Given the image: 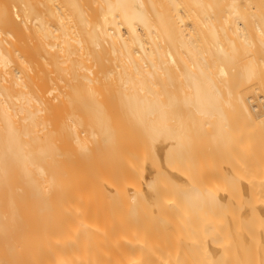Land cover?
I'll use <instances>...</instances> for the list:
<instances>
[{
	"label": "bare ground",
	"instance_id": "bare-ground-1",
	"mask_svg": "<svg viewBox=\"0 0 264 264\" xmlns=\"http://www.w3.org/2000/svg\"><path fill=\"white\" fill-rule=\"evenodd\" d=\"M260 66L264 0H0V264H264Z\"/></svg>",
	"mask_w": 264,
	"mask_h": 264
},
{
	"label": "rangeland",
	"instance_id": "rangeland-1",
	"mask_svg": "<svg viewBox=\"0 0 264 264\" xmlns=\"http://www.w3.org/2000/svg\"><path fill=\"white\" fill-rule=\"evenodd\" d=\"M239 4L240 5H243V3L242 2H239ZM187 62V61H186ZM259 69H261V70H264V67L262 66H260L259 67ZM232 70H234L235 71V69L234 68H232ZM93 247V248H92ZM100 246H90V248L92 249H90L88 246L87 247H84V248H88L87 250H82L83 248L82 247H77L76 249H72V248H74V247H69L70 249H68L67 250V248L68 247H66V249H65V247H63L62 249H63V252L65 253V255H64V253L62 252V249L60 248H54V249H56V250H54V249H49V250H34V252L33 251H27L26 252V255H25V252H21V258L24 256H26V257H28V256H31V258H33V260H31V261H27V262H29V264H30V262H31V264H45V263H47V264H102L104 261V259L106 258V256L104 255L105 253V251L104 252H100L101 250H103V248H99ZM104 247V246H103ZM108 246H106L105 248L106 249H110L109 251L110 252H107V254L109 253L110 255H107V257L108 256H111V257H113L114 258V255L115 256H119V258H120V255L121 254H123V253H113V252H115L114 250H111V248L112 247H110V248H107ZM104 248V249H105ZM78 249H80V250H78ZM89 249H90V251H89ZM99 249H101V250H99ZM113 249V248H112ZM115 249V248H114ZM77 250V251H76ZM96 250V251H95ZM116 250H118V249H116ZM123 249H121V252H124V251H122ZM125 250V252H126V255L128 254L127 253V249H124ZM69 251V252H68ZM73 251V252H72ZM131 250H129L128 252H130ZM30 252V253H29ZM33 254H32V253ZM52 254H51V253ZM116 252H120L119 250L118 251H116ZM36 253V254H35ZM104 253V254H103ZM130 253H132V251L130 252ZM19 254V253H18ZM28 254H30V255H28ZM55 254H58V255H55ZM119 254V255H118ZM134 254V253H133ZM133 254H131V255H133ZM124 255V254H123ZM125 255V256H126ZM33 256V257H32ZM36 256H39V258H37ZM62 256V257H61ZM63 256H64V258H63ZM75 256V257H74ZM129 256V255H128ZM55 257V258H54ZM37 258V259H36ZM42 258V259H41ZM60 258V259H59ZM112 258V259H113ZM131 258L132 259H134V256H131ZM109 259V258H108ZM57 260H58V262H57ZM60 260V261H59ZM114 260H115V258H114ZM34 261V262H33ZM109 261H110V259H109ZM113 261V260H112ZM120 261V260H119ZM122 261V260H121ZM44 262V263H43ZM106 262V261H105ZM144 262H146V261H144ZM133 264L134 263V261H132V260H129L128 259V261L126 262V264ZM138 263H142V261L140 260V261H138ZM148 264H150L149 262H147ZM106 264H107V262H106ZM123 264H125V262L123 263ZM135 264H137V262L135 261ZM146 264V263H145Z\"/></svg>",
	"mask_w": 264,
	"mask_h": 264
}]
</instances>
